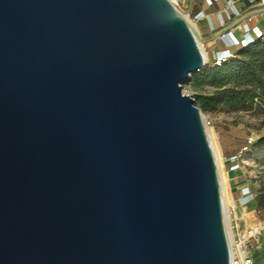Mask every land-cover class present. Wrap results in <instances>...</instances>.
Masks as SVG:
<instances>
[{
  "label": "water",
  "instance_id": "obj_1",
  "mask_svg": "<svg viewBox=\"0 0 264 264\" xmlns=\"http://www.w3.org/2000/svg\"><path fill=\"white\" fill-rule=\"evenodd\" d=\"M203 65L170 0H0V264H230Z\"/></svg>",
  "mask_w": 264,
  "mask_h": 264
},
{
  "label": "rangeland",
  "instance_id": "obj_2",
  "mask_svg": "<svg viewBox=\"0 0 264 264\" xmlns=\"http://www.w3.org/2000/svg\"><path fill=\"white\" fill-rule=\"evenodd\" d=\"M192 2L194 6L192 5L189 14H186L189 8V0L178 1L175 5L180 9L185 21L195 25L197 28L199 47L207 55V61L203 65L204 69L216 65V61L221 59V57L217 58L220 55H216L220 50V46H224L219 39L231 31L233 25L227 23L223 25L218 17V11L215 10L213 12V32L203 35V22L194 20L196 12L202 8V0H192ZM196 7L197 9L195 10ZM223 18L224 16H222ZM182 94L193 99L196 93L191 86L185 84L182 85ZM201 116L204 128L209 130L213 147L219 157L222 175L230 167L227 161L228 156L240 155V170L230 174L234 198L237 199V194L240 197L242 188H247L256 197L264 190V150L256 146V143L264 137V100L261 98L256 99L251 108L241 112L230 113L225 109L219 108L208 113L201 112ZM227 206L230 208L229 202ZM237 212L240 214L239 208ZM255 212V210L252 211V215L242 219L241 224L244 230L251 225L254 218L264 219ZM242 213L245 214L244 212ZM260 249L254 250L257 256L260 254L255 260V264H264V251L261 252L262 250Z\"/></svg>",
  "mask_w": 264,
  "mask_h": 264
},
{
  "label": "built area",
  "instance_id": "obj_3",
  "mask_svg": "<svg viewBox=\"0 0 264 264\" xmlns=\"http://www.w3.org/2000/svg\"><path fill=\"white\" fill-rule=\"evenodd\" d=\"M173 1L174 4L178 1L184 2V0ZM202 6L206 10L203 8L198 10L194 20L206 23L209 33L213 32L214 25L206 13L207 10L211 12L217 10L223 25L225 23L234 24L232 30L219 39L224 44L225 50L216 53L219 56L230 51V56L217 60L216 65L225 59L236 56L242 48H246L253 42H260L264 45V0H202ZM222 16H224L223 19ZM228 39L233 42L232 47L227 45ZM227 161L230 167L223 173L222 182L226 203H230V208L227 206L232 238V245L229 249L230 264H255L253 251L264 245V219L254 218L251 225L244 230L241 224L244 218L238 214L237 210L241 203L247 205L254 202L255 196L247 188H242L239 200L234 198L230 174L240 170V155H234Z\"/></svg>",
  "mask_w": 264,
  "mask_h": 264
},
{
  "label": "trees",
  "instance_id": "obj_4",
  "mask_svg": "<svg viewBox=\"0 0 264 264\" xmlns=\"http://www.w3.org/2000/svg\"><path fill=\"white\" fill-rule=\"evenodd\" d=\"M224 48L220 46L218 52ZM186 85L196 93L193 100L201 112L221 108L237 113L251 108L256 99L264 100V45L251 43L236 56L192 75ZM256 146L264 150V137ZM254 203L264 218V190L255 197Z\"/></svg>",
  "mask_w": 264,
  "mask_h": 264
},
{
  "label": "bare ground",
  "instance_id": "obj_5",
  "mask_svg": "<svg viewBox=\"0 0 264 264\" xmlns=\"http://www.w3.org/2000/svg\"><path fill=\"white\" fill-rule=\"evenodd\" d=\"M170 1L174 2L173 0H170ZM188 25H189L191 31L193 32L195 38L197 39V28L193 24H189L188 23ZM227 45L232 47L233 46V42L230 39H228ZM200 51H201V54H202V57H203V63H205L207 61V55H206V53L204 51L201 50V48H200ZM229 56H230V51H226L225 53H222L220 55L221 59L222 58H227ZM205 132H206L208 140H210V146H211V149H212V152H213V156H214V159H215V163H216V167H217V173H218V178H219L220 188H221V197H222V205H223V216H224V226H225L226 235H227V241H228V245H229V249H230L231 245H232L231 244L232 243V240H231L232 238H231V233H230V224H229L227 203H226L225 194H224V190H223L221 165H220V162H219V157H218V155H217V153H216V151H215V149L213 147V143L211 141L212 139L210 137L209 130L207 128H205ZM215 132L217 133V131H215ZM217 137L219 138L218 135H217ZM220 152H221V149H220ZM249 209H250V205L242 207V210H243L244 213H247L248 215H251V212H248Z\"/></svg>",
  "mask_w": 264,
  "mask_h": 264
},
{
  "label": "crops",
  "instance_id": "obj_6",
  "mask_svg": "<svg viewBox=\"0 0 264 264\" xmlns=\"http://www.w3.org/2000/svg\"><path fill=\"white\" fill-rule=\"evenodd\" d=\"M192 5L194 6V3L192 2ZM204 10H206L205 8H204V6H201ZM197 9V7L195 8V10ZM207 15H209L210 16V21H212L213 22V12H211V11H209V10H207ZM204 25L202 26V30L204 31V33H203V35H208L209 34V27H208V25L206 24V23H203ZM233 26H234V24H233ZM215 36V35H214ZM227 42V41H226ZM225 49H223V51H224ZM222 51V52H223ZM230 157H232V155H229L228 156V158H230ZM239 194H237V200H239V196H238ZM247 205H250V209H249V211L251 212V215H252V211H256L255 213L257 214V215H259V212L256 210L257 208H256V205H255V203L254 202H252V203H250V204H247ZM247 205H243V203H241L240 204V207H239V211H240V214L243 216V218H247L248 217V214H243L242 212H243V210H242V207L243 206H247ZM252 206V207H251ZM248 211V212H249ZM261 249L260 250H262L261 252H263L264 251V245H262L261 247H260ZM258 256H260V254L258 255ZM257 255H256V253H254V251H253V258H254V261L257 259V257H258Z\"/></svg>",
  "mask_w": 264,
  "mask_h": 264
}]
</instances>
